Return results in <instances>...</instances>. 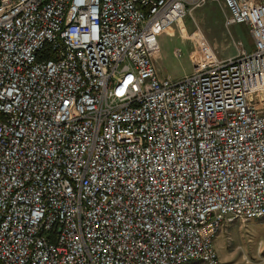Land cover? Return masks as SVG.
Returning a JSON list of instances; mask_svg holds the SVG:
<instances>
[{
  "label": "built area",
  "instance_id": "1",
  "mask_svg": "<svg viewBox=\"0 0 264 264\" xmlns=\"http://www.w3.org/2000/svg\"><path fill=\"white\" fill-rule=\"evenodd\" d=\"M206 2L253 49L161 76ZM263 216L264 0H0V264H221Z\"/></svg>",
  "mask_w": 264,
  "mask_h": 264
},
{
  "label": "rangeland",
  "instance_id": "2",
  "mask_svg": "<svg viewBox=\"0 0 264 264\" xmlns=\"http://www.w3.org/2000/svg\"><path fill=\"white\" fill-rule=\"evenodd\" d=\"M225 12L218 3L206 2L192 9L170 29L161 32L158 35L159 49L155 57L160 75L179 79L208 66L209 47L214 49L220 58L233 57L237 53L234 40L241 41L242 47L250 50L252 45L247 26L243 23L225 26ZM176 49L180 50L179 56L174 53ZM245 259H252L250 255L248 258L243 257V262L252 264ZM188 264L206 263L192 260Z\"/></svg>",
  "mask_w": 264,
  "mask_h": 264
},
{
  "label": "crops",
  "instance_id": "3",
  "mask_svg": "<svg viewBox=\"0 0 264 264\" xmlns=\"http://www.w3.org/2000/svg\"><path fill=\"white\" fill-rule=\"evenodd\" d=\"M250 42L252 50L251 38ZM213 248L221 264H245L243 257L248 258V255L252 259L245 260L250 263L264 264V216L247 222L240 220L224 222L213 239Z\"/></svg>",
  "mask_w": 264,
  "mask_h": 264
},
{
  "label": "bare ground",
  "instance_id": "4",
  "mask_svg": "<svg viewBox=\"0 0 264 264\" xmlns=\"http://www.w3.org/2000/svg\"><path fill=\"white\" fill-rule=\"evenodd\" d=\"M213 245V244H212Z\"/></svg>",
  "mask_w": 264,
  "mask_h": 264
}]
</instances>
